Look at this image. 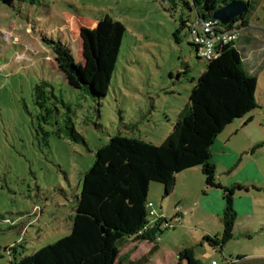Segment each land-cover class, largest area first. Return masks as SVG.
Here are the masks:
<instances>
[{
	"label": "rangeland",
	"instance_id": "rangeland-1",
	"mask_svg": "<svg viewBox=\"0 0 264 264\" xmlns=\"http://www.w3.org/2000/svg\"><path fill=\"white\" fill-rule=\"evenodd\" d=\"M250 3L256 8L250 32L257 51L247 53L245 61L257 80V108L234 125L237 130L229 138L218 136L211 152L221 187L247 185L233 197L239 203L234 207L236 221L220 252L202 238L222 230V192L205 188L199 169L178 175L186 184L178 185L177 194L164 196L162 185L150 184L147 200L156 217L148 221L155 222L158 215L166 219L159 226L162 233L157 232L160 250L152 264H184L177 258L183 247H194L200 264L264 263V14L254 0ZM186 4L191 6V0H44V7L13 8L0 4V264H12L70 233L83 173L94 162L95 149L109 137L158 145L172 131L207 64L197 59L184 32L178 42L173 37L180 18H194ZM105 16L125 31L107 93L96 100L67 85L43 40L64 41L78 60L82 33L96 29ZM41 81L66 105H58L59 113L46 122L32 98ZM67 117L83 143L55 135ZM41 130L49 133L46 142ZM177 211L181 219H174ZM148 246L122 253L131 251L135 259Z\"/></svg>",
	"mask_w": 264,
	"mask_h": 264
},
{
	"label": "trees",
	"instance_id": "trees-1",
	"mask_svg": "<svg viewBox=\"0 0 264 264\" xmlns=\"http://www.w3.org/2000/svg\"><path fill=\"white\" fill-rule=\"evenodd\" d=\"M231 1L245 2L246 12L219 26L224 31L235 32L237 38L218 45L215 56L206 60L205 69L195 81L188 103L169 135L158 145L121 135L109 137L104 145L95 149L94 162L83 173L70 233L12 264H148L159 250L156 238L162 233L159 226L166 224L163 218L146 228L150 225L147 200L150 184L162 185L164 196H168L176 175L192 168H200L205 188L222 192V230L202 238L210 247L221 251L236 219L233 197L236 190H242V185L220 186L211 148L228 125L257 108V80L247 69L243 50L238 47L242 35L251 27L250 17L256 8L250 0H191V6L186 4V7L194 11L193 20L180 18L173 33L178 42L184 32L197 59H201L191 24L212 19L217 9ZM254 1L264 14V0ZM0 4L10 8L44 7V0H0ZM124 31L121 23L105 16L96 29L82 33L83 54L78 60L71 45L64 41L51 38L43 41L52 51L57 71L67 85L97 100L107 93ZM32 98L34 105L44 112V122L53 113H59L58 105L66 108L46 81L34 86ZM41 132L46 142L49 133ZM62 134L70 141L84 142L69 117L64 120L63 128L55 132L57 137ZM181 217L180 212L174 215V219ZM132 242H147L152 246L139 259L131 261L129 255H121V252ZM177 257L186 264H200L194 247L182 248Z\"/></svg>",
	"mask_w": 264,
	"mask_h": 264
},
{
	"label": "built area",
	"instance_id": "built-area-1",
	"mask_svg": "<svg viewBox=\"0 0 264 264\" xmlns=\"http://www.w3.org/2000/svg\"><path fill=\"white\" fill-rule=\"evenodd\" d=\"M193 29L192 37L195 44L199 46L198 57L203 60H210L215 56V48L227 42H234L237 38L235 32L224 31L219 22L213 19L210 20H196L191 24ZM148 216L149 218L156 217V213L153 209V205L148 203ZM157 222L164 217L158 215ZM155 222H150L146 228H150ZM216 264V262H212Z\"/></svg>",
	"mask_w": 264,
	"mask_h": 264
},
{
	"label": "crops",
	"instance_id": "crops-1",
	"mask_svg": "<svg viewBox=\"0 0 264 264\" xmlns=\"http://www.w3.org/2000/svg\"><path fill=\"white\" fill-rule=\"evenodd\" d=\"M252 27V26H251ZM250 27V28H251ZM249 28V30H247V31H245L244 32V34L242 35V38H241V41L238 43V47L241 49V50H243L242 51V53L244 54V56H245V58H247V53H251L252 51H254V52H256L257 51V49H256V45H255V36H253L252 34H251V32H250V29ZM243 48V49H242ZM253 112V111H252ZM252 112H250L249 114H247L246 116H244L243 118H241V119H238V120H235L233 123H231L230 125H228L225 129H224V131L221 133V135H218L219 137H223L224 136V138H229L230 136H231V134L232 133H234L236 130H237V126H234L235 124L237 125L238 123H240V121H242L243 119H245V117H247V116H249ZM216 141V140H215ZM214 143H216V142H214ZM213 146H214V144H213ZM213 146H212V148H211V152L213 151ZM212 162L214 163V161H213V155H212ZM214 165H215V163H214ZM197 169H199L200 170V168H192V169H190V170H187V171H184V172H182V173H180V174H183V173H188V172H190V171H193V170H197ZM216 169V168H215ZM200 172H201V170H200ZM180 174H178V175H180ZM178 175H176V177H175V182H174V187H173V189H172V192L175 194H177V190H178V185L180 184L181 185V187H184L185 186V184H186V182H185V179H183V178H180V176H178ZM201 175H202V173H201ZM202 177H203V175H202ZM203 181H204V177H203ZM179 182V183H178ZM240 185V184H239ZM243 187H247V185H242ZM222 202H223V200H222ZM236 206V210H237V206H239V203H235L234 202V199H233V208ZM248 208H249V210L251 211V208L249 207V206H247ZM223 208H224V202H223V204H222V206L220 207V210H219V212H218V216H219V220H220V218H221V214H222V211H223ZM177 212H179V211H177ZM181 213V212H180ZM160 216H162V217H164L165 218V216H163V215H160ZM182 217H183V214H182ZM181 217V218H182ZM236 217H237V214H236ZM180 218V219H181ZM235 221H236V219H235ZM220 224H221V222H220ZM259 226V225H258ZM221 232V231H220ZM213 234H215V233H213ZM205 236V235H204ZM143 244H147V245H149L148 246V248H147V250L142 254V255H140L139 257H137V258H135V259H133L132 257H131V255H130V253H132L131 251L130 252H128V253H122L123 252V250H122V252H121V255H124V254H126V255H129V259L131 260V261H135V260H137V259H139L141 256H143L144 254H146L148 251H149V249L151 248V246H152V244H149V243H147V242H141V243H138V242H132V243H130L124 250H126V249H128V248H134V249H137L139 246H141V245H143ZM158 244V243H157ZM159 247V246H158ZM184 248V247H183ZM133 249V250H134ZM159 250H160V248H159ZM159 250L154 254V256L151 258V260H150V262L148 263V264H152L153 263V259H154V257L155 256H157L158 255V252H159ZM181 250V249H180ZM179 250V251H180ZM178 251V252H179ZM221 252V251H220ZM178 254V253H177ZM195 257H196V255H195ZM178 258V257H177ZM239 262L237 263V264H241V260H238ZM212 262H215V261H212ZM212 262H211V264H212ZM182 263H184V264H186L184 261L182 262ZM217 264V263H216ZM262 264H264V263H262Z\"/></svg>",
	"mask_w": 264,
	"mask_h": 264
},
{
	"label": "water",
	"instance_id": "water-1",
	"mask_svg": "<svg viewBox=\"0 0 264 264\" xmlns=\"http://www.w3.org/2000/svg\"><path fill=\"white\" fill-rule=\"evenodd\" d=\"M247 6L243 1H231L225 6L217 9L213 15L212 19L218 21L221 25H226L230 23L233 19L242 15L246 12Z\"/></svg>",
	"mask_w": 264,
	"mask_h": 264
}]
</instances>
